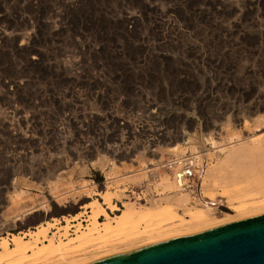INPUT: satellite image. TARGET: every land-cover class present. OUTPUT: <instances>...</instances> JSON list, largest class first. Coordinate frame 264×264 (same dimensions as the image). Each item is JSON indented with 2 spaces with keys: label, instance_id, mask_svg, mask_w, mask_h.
<instances>
[{
  "label": "rangeland",
  "instance_id": "374dc122",
  "mask_svg": "<svg viewBox=\"0 0 264 264\" xmlns=\"http://www.w3.org/2000/svg\"><path fill=\"white\" fill-rule=\"evenodd\" d=\"M129 15H139L140 28H165V43L157 45L164 55L151 57L163 65L144 72L157 73L162 85L174 88V107L148 118L162 128V138L148 143L152 149L146 153L130 156L133 162L119 167L113 161L124 158L95 153L100 162L90 164L91 157L61 144L58 108L66 105L42 95L43 64L48 48L63 40L70 45L105 43L110 30L129 23L124 18ZM155 15L168 25L150 23ZM81 33L90 35L83 40ZM185 137L191 142L179 150L170 148ZM229 147L234 154L228 155ZM184 154L208 163L202 165L207 171L202 202L227 208L247 202L251 207L264 198V0H0V238L11 244L12 234L50 221L55 224L49 233L55 232L53 241L65 242L88 224L91 213L84 205L106 190L114 193L112 204L120 210L168 205L175 217L186 219L203 204L200 198L194 203L188 194L170 193L163 183L172 181L161 169L163 160ZM14 189L22 194L16 197ZM15 200L17 205L11 203ZM25 204L34 211L20 218ZM211 208L210 219L224 218L226 210ZM105 212L112 217L119 213ZM76 215L71 223L76 226L67 232L58 229L63 217ZM97 242L75 258L103 252ZM124 243L103 250H118Z\"/></svg>",
  "mask_w": 264,
  "mask_h": 264
},
{
  "label": "built area",
  "instance_id": "2783aa9c",
  "mask_svg": "<svg viewBox=\"0 0 264 264\" xmlns=\"http://www.w3.org/2000/svg\"><path fill=\"white\" fill-rule=\"evenodd\" d=\"M124 18L129 23H123L122 29L110 30L111 38L105 43L99 41L100 45H70L62 39V44L50 46L43 76L37 72V76L43 77L45 100L51 98L66 105L65 110L58 108L61 117L58 127L64 133L61 144L91 158L95 153H110L113 158L146 153L152 149L147 147L148 143L158 142L163 133L148 118L162 116L169 106L174 107V88L162 85L157 73L144 72L147 67L163 65L151 57L164 55L160 53L163 49L160 42L165 43V28H140L139 15ZM161 20L168 25V20L157 15L149 22L160 24ZM87 35L90 34H80L83 40ZM145 48L149 49L145 52L147 56L143 52ZM73 108L75 112L69 114ZM43 112L46 120V110ZM44 125L47 127V121ZM42 132L46 134L44 129ZM190 157L163 160L161 169L170 176L173 185L174 181L178 183L174 166L185 172L179 175L180 179L192 177ZM102 177L105 183L106 178Z\"/></svg>",
  "mask_w": 264,
  "mask_h": 264
},
{
  "label": "bare ground",
  "instance_id": "6f19581e",
  "mask_svg": "<svg viewBox=\"0 0 264 264\" xmlns=\"http://www.w3.org/2000/svg\"><path fill=\"white\" fill-rule=\"evenodd\" d=\"M34 59L36 58H33V60ZM189 138L190 137H185L182 140V144L173 143V144H170L169 146L173 151L179 150L181 149L182 145L187 144L191 140V138L190 139ZM222 150L223 149H220V151ZM227 150L228 152L227 151L226 152L228 153V155H232L235 153V150H233L230 147ZM207 154H210V153H207ZM195 155L196 154H189V155L184 154L182 156H176V157L174 156V158L183 157V160H185L186 157L191 156L190 158L193 159L192 168H191L192 170L191 174H193L192 177L190 176L189 178L180 179L179 175L185 174V172L179 171L178 166H174V174L176 173V177H177L176 180H178V183H175V181H174V185L173 183L171 184L169 181H166L163 183L170 193L180 192V193L188 194L194 203H198L199 198H200L201 203L203 204V207L198 209V212L191 213L188 217H186V219H181L183 218L181 216H179L180 218L175 217L177 215L173 213L174 210L170 209L168 205L161 206L158 208L153 207V206L143 207V209L141 210H136L133 207L126 206L123 210H120L112 204L114 193L110 192L109 190H106L104 192H100L96 194L98 199H93L92 201L84 205V207L90 209L89 211V213H91V215H89L90 220L87 225H82L80 222H78V224H81L82 230H79L75 234L74 237L72 238L70 237L69 240L67 239L68 242H66L67 240L65 242L63 240L61 241L58 240L56 242L53 241V236L55 235V232L51 233L52 236H50L49 233L51 232L52 227L55 226V224L51 223L50 221H46L45 223L38 225L33 230L23 232L21 233V235L12 234L11 238H9V240L11 241V244L8 242L6 237H1L0 238V264L85 263V262H89V261H92L98 258H102L105 256L124 252L130 249H133V248H137L140 246L156 243V242L166 240L169 238H173L176 236H180V235L190 234L193 232H197L200 230H204L207 228L225 224V223H228V222L240 219V218H245L248 216H252V215L264 212V198L263 197H262L263 199L262 200L260 199L261 201L257 202V205L255 206H253L252 203L250 202L252 205L251 207L247 206L249 205V204H246L247 202L240 203L239 206H232L228 208L224 207L223 205L202 202L204 201L203 200L204 198L201 199L200 194L203 195V193L200 192V190L202 191V188L204 186L205 175H203V173H206L207 171L206 169L202 168V165L204 166L205 164L203 163L201 158ZM201 156L205 157L202 154ZM98 157H99L98 154H94L92 158L88 159V162H90V164H93L95 162L99 163L100 161L99 159H97ZM160 159H161V156L156 157V161H159ZM123 161L119 159L113 162L119 167L123 165L124 163L127 164L128 162H133V160H130L128 158L126 159V162H123ZM207 165H205V167H207ZM198 178H201L199 185L196 183V180L198 182ZM104 184H106V180ZM14 192L16 193V195L18 194V196L15 195L16 197H19V195L22 194V192L18 191L17 189ZM99 199L102 200V202H100ZM19 200L20 199H18V201ZM14 202H11V203L17 205L16 203L18 202H16V200ZM177 202L179 204L180 203L183 204L186 201L179 200ZM20 204H24V202L23 203L20 202ZM32 204H28V205L25 204V207L22 206L24 207V209L23 210L21 209L22 211L21 213L18 214V216L21 218L24 214L33 212L34 207ZM211 207L216 208V209L223 208L224 210L228 212L224 211V213L221 214L223 215L224 218L220 220H213V219H210L209 214L214 212L215 210H213ZM252 209H255V210L249 212V210H252ZM105 210L119 211V213L115 214L112 217L109 214H107ZM229 212L232 214H230ZM77 218H78L77 215L72 216L70 219L63 217L62 220L64 221V225H61V227L58 229L67 232L69 226H76V225H71V223L77 220ZM100 218H103V221H100L99 220ZM175 218L179 220H176ZM17 219L19 218H16V220ZM87 220L88 219L83 220L82 222H85ZM52 221L59 222V220L57 219H53ZM164 222H167L166 225L162 224ZM142 223L144 227L140 229V225ZM96 241H99L97 242L98 244L100 243L103 245V246H100L102 247L101 249L103 252L98 253V254L95 253V255L93 253H90L93 255L90 256V254H87L89 256L85 255L87 257L83 256L81 258H80L81 256L80 255L79 256L80 259L75 258V254L78 255V253L87 250L86 249L87 244L91 242H96ZM114 242H117V243L123 242L122 245H124L125 244L124 242H126V245L124 248H121L123 246L121 247L119 246L121 249H118V250L112 247H111L112 249L110 248V249L103 250V248H106L107 246H114L116 244V243L112 244ZM93 244H96V243H93ZM54 258H57V259L54 261V263L53 262L51 263L50 260H53Z\"/></svg>",
  "mask_w": 264,
  "mask_h": 264
},
{
  "label": "water",
  "instance_id": "95a60500",
  "mask_svg": "<svg viewBox=\"0 0 264 264\" xmlns=\"http://www.w3.org/2000/svg\"><path fill=\"white\" fill-rule=\"evenodd\" d=\"M73 264H264V212Z\"/></svg>",
  "mask_w": 264,
  "mask_h": 264
},
{
  "label": "crops",
  "instance_id": "0c3cea01",
  "mask_svg": "<svg viewBox=\"0 0 264 264\" xmlns=\"http://www.w3.org/2000/svg\"><path fill=\"white\" fill-rule=\"evenodd\" d=\"M106 208V207H105Z\"/></svg>",
  "mask_w": 264,
  "mask_h": 264
},
{
  "label": "trees",
  "instance_id": "16d2710c",
  "mask_svg": "<svg viewBox=\"0 0 264 264\" xmlns=\"http://www.w3.org/2000/svg\"><path fill=\"white\" fill-rule=\"evenodd\" d=\"M40 225V224H39Z\"/></svg>",
  "mask_w": 264,
  "mask_h": 264
}]
</instances>
